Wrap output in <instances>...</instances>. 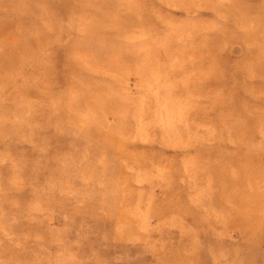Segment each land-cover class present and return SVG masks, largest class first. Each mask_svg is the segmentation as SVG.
Wrapping results in <instances>:
<instances>
[{
	"label": "rangeland",
	"instance_id": "rangeland-1",
	"mask_svg": "<svg viewBox=\"0 0 264 264\" xmlns=\"http://www.w3.org/2000/svg\"><path fill=\"white\" fill-rule=\"evenodd\" d=\"M0 264H264V0H0Z\"/></svg>",
	"mask_w": 264,
	"mask_h": 264
}]
</instances>
